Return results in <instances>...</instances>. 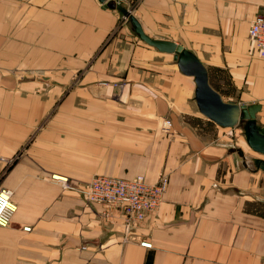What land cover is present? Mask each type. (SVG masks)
Listing matches in <instances>:
<instances>
[{
	"label": "crops",
	"instance_id": "1",
	"mask_svg": "<svg viewBox=\"0 0 264 264\" xmlns=\"http://www.w3.org/2000/svg\"><path fill=\"white\" fill-rule=\"evenodd\" d=\"M263 8L0 0V188L17 206L0 225V264H264V155L248 143L247 121L206 116L177 52L123 18L132 9L146 34L194 53L226 100L261 104L264 133V58L249 36ZM53 173L76 185L100 173L150 182L165 173L169 183L160 209L128 231L120 211L88 203Z\"/></svg>",
	"mask_w": 264,
	"mask_h": 264
},
{
	"label": "built area",
	"instance_id": "2",
	"mask_svg": "<svg viewBox=\"0 0 264 264\" xmlns=\"http://www.w3.org/2000/svg\"><path fill=\"white\" fill-rule=\"evenodd\" d=\"M116 5L121 0H111ZM249 36L255 42L259 55L264 58V8L251 20ZM172 121L166 120V129L172 127ZM51 179L65 189H72L81 194L88 203L98 202L106 208H115L125 218V228L132 231L139 227L147 215L160 209L166 192L169 176L161 173L155 182L147 180L139 174L131 178L109 174H95L83 185L73 184L71 179L60 173H53ZM13 192L6 187L0 188V225L7 226L12 222L16 204L12 199ZM30 230V226H24ZM142 245L151 247L150 241L144 240Z\"/></svg>",
	"mask_w": 264,
	"mask_h": 264
},
{
	"label": "water",
	"instance_id": "3",
	"mask_svg": "<svg viewBox=\"0 0 264 264\" xmlns=\"http://www.w3.org/2000/svg\"><path fill=\"white\" fill-rule=\"evenodd\" d=\"M136 31L147 43L162 51L177 52L176 58L180 68L196 80V100L200 110L213 121L223 126H233L241 120L247 121L248 143L264 155V133L256 122L257 113L262 105L240 104L233 100H226L223 95L209 82L208 71L200 59L182 44L171 40L152 38L146 34L140 22L132 16ZM264 168V160H260Z\"/></svg>",
	"mask_w": 264,
	"mask_h": 264
},
{
	"label": "rangeland",
	"instance_id": "4",
	"mask_svg": "<svg viewBox=\"0 0 264 264\" xmlns=\"http://www.w3.org/2000/svg\"><path fill=\"white\" fill-rule=\"evenodd\" d=\"M113 2V1H112ZM125 15H124V20L125 21H127V22H129L131 19H132V16L134 15L133 14V10L131 9H129V10H127V12L126 13H124ZM227 77V76H226ZM227 79H228V77H227ZM229 93H233V95H238V96H240V94L238 93V89L237 88H234L233 90H230L229 91ZM101 174V173H100ZM139 175V174H138ZM144 175V174H143ZM112 208V207H111ZM109 209V208H108ZM112 209H115V208H112Z\"/></svg>",
	"mask_w": 264,
	"mask_h": 264
}]
</instances>
